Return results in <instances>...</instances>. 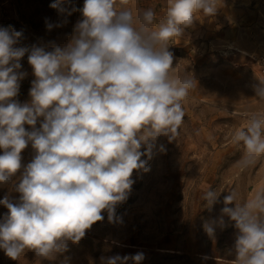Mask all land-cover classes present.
<instances>
[{
	"label": "clouds",
	"instance_id": "obj_1",
	"mask_svg": "<svg viewBox=\"0 0 264 264\" xmlns=\"http://www.w3.org/2000/svg\"><path fill=\"white\" fill-rule=\"evenodd\" d=\"M50 7L83 17L63 47L55 42L51 51L17 47L23 31L0 28V186L20 172L14 186L19 199H0L8 210L0 218V249L14 260L26 249L44 258L66 249L67 241L78 242L102 221L105 211L109 222L116 221V206L127 199L133 172L148 170L153 151L166 150L158 139L173 140L185 116L181 101L193 80L170 76L169 40L192 25L197 11H216L214 0H167L165 16L153 30L152 8L140 9L134 26L132 11H118L116 0H84L80 9L73 0H54ZM61 26L45 20L48 31ZM25 54L35 79L30 100L21 103L15 98L27 75L20 63ZM251 88L264 99V80ZM232 139L243 146L237 163L252 165L264 155V114L251 115ZM29 144L35 154L22 165ZM219 197L209 189L202 199L211 208ZM236 201L237 193L227 192L219 217L204 229L212 235L228 217L237 230L230 250L234 264H264V188ZM144 259L142 252L117 254L102 257L101 264Z\"/></svg>",
	"mask_w": 264,
	"mask_h": 264
},
{
	"label": "rangeland",
	"instance_id": "obj_2",
	"mask_svg": "<svg viewBox=\"0 0 264 264\" xmlns=\"http://www.w3.org/2000/svg\"><path fill=\"white\" fill-rule=\"evenodd\" d=\"M53 2L0 0V28L13 26L23 31L24 39L17 47L37 45L51 51L50 42L63 47L83 17L79 11L61 15L50 7ZM214 3L213 14L197 11L192 25L169 40L168 50L173 54L170 76L193 80V87L181 101L185 116L173 140L158 139V145L163 144L166 150L153 151L148 170L133 172L131 191L116 206V221L109 222L107 212H103L104 219L86 230L83 238L75 243L67 241L66 249L48 258L26 249L14 260L0 249V264H101L102 257L137 252L145 255L141 264H234L230 251L237 232L234 222L225 216V225L218 226L212 235L204 224L219 217L227 192L235 191L236 202L242 203L264 188V155L241 167L237 162L243 146L232 139L237 130L247 126L251 115L264 114V99L256 97L251 88L264 80L258 62L264 53V0ZM73 4L80 9L84 0H73ZM116 7L132 11L134 26L138 11L152 8L156 15L151 27L155 30L165 16L167 0H116ZM46 18L62 26L48 31ZM20 63L27 75L20 81L15 99L23 103L30 100L35 77L27 54ZM25 127L30 130V126ZM34 154L29 144L21 153L22 165ZM19 176L17 172L8 185L0 186V199L5 195L13 202L19 199L14 190ZM209 189L220 194V202L211 208L202 199ZM7 212L0 205V218Z\"/></svg>",
	"mask_w": 264,
	"mask_h": 264
},
{
	"label": "built area",
	"instance_id": "obj_3",
	"mask_svg": "<svg viewBox=\"0 0 264 264\" xmlns=\"http://www.w3.org/2000/svg\"><path fill=\"white\" fill-rule=\"evenodd\" d=\"M259 70L260 73L262 75V77L264 78V53H261V55H259Z\"/></svg>",
	"mask_w": 264,
	"mask_h": 264
},
{
	"label": "bare ground",
	"instance_id": "obj_4",
	"mask_svg": "<svg viewBox=\"0 0 264 264\" xmlns=\"http://www.w3.org/2000/svg\"><path fill=\"white\" fill-rule=\"evenodd\" d=\"M238 49V48H237ZM240 52L247 53L244 49H238Z\"/></svg>",
	"mask_w": 264,
	"mask_h": 264
},
{
	"label": "crops",
	"instance_id": "obj_5",
	"mask_svg": "<svg viewBox=\"0 0 264 264\" xmlns=\"http://www.w3.org/2000/svg\"><path fill=\"white\" fill-rule=\"evenodd\" d=\"M219 259H222V258H219ZM224 259V258H223ZM232 263H234V261L232 260Z\"/></svg>",
	"mask_w": 264,
	"mask_h": 264
}]
</instances>
